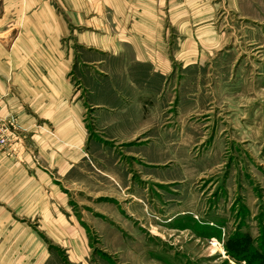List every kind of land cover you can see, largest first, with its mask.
Here are the masks:
<instances>
[{
	"label": "crops",
	"instance_id": "crops-1",
	"mask_svg": "<svg viewBox=\"0 0 264 264\" xmlns=\"http://www.w3.org/2000/svg\"><path fill=\"white\" fill-rule=\"evenodd\" d=\"M25 1L14 6L12 27L0 33L5 36L17 30L12 41L0 45V118L12 123L15 136H21L19 129L30 133L23 164L0 156L4 177L0 180V204H4L0 206V264H63L55 247L68 254V264H85L88 231L103 238L105 229L116 230L104 223V215L118 221L112 212L114 202L108 199L103 204L101 196L100 214L88 218L84 210L73 213L66 197L56 194L61 188L58 184L69 189L98 184L102 189L109 188L107 183L114 179L119 189L129 190L136 183L132 166L118 163V153L104 150L98 141L94 152L99 155L100 151L102 157L95 161L96 166L100 164V182L89 181L84 171L87 155L83 154L89 134L84 121L86 105L81 99L72 102L73 68L77 65L82 82L79 92L93 95L89 102L97 111V136L121 143L146 132L142 141H148L150 129L158 124L157 142L137 148L138 156L154 165H163L172 157L186 158L196 147L197 128L186 127L184 119L190 114L198 116L192 112L206 105L205 95L223 78L214 79L215 70L207 67L219 49L220 39L212 24L215 10L201 0H63L61 6L48 4V0ZM229 2L235 6L233 0ZM73 42L89 55H78ZM243 118L245 126L248 123ZM203 120L207 125L214 122L209 114ZM38 123L52 127L54 136L36 129ZM210 147L213 142L202 151ZM188 164L200 170L197 160ZM171 177L164 181L175 182L176 176ZM145 186L150 189L149 184ZM22 210L29 211L27 219L37 218L53 249L40 245V238L31 237L28 245L21 238L9 239L27 233L29 238L33 233L14 219ZM246 233L255 240L259 237L256 224Z\"/></svg>",
	"mask_w": 264,
	"mask_h": 264
},
{
	"label": "rangeland",
	"instance_id": "rangeland-1",
	"mask_svg": "<svg viewBox=\"0 0 264 264\" xmlns=\"http://www.w3.org/2000/svg\"><path fill=\"white\" fill-rule=\"evenodd\" d=\"M21 1L26 3L25 0H0V33L12 27V10ZM201 1L213 6L215 13L211 23L220 39L219 49L213 55L215 59L209 60L207 67L215 70L214 79L223 77L221 82L228 84L229 88L226 89L222 83L215 85L212 92L205 95L206 105L192 112L198 116L193 117L190 112L184 119L186 127L197 128L196 147L188 157H172L163 165H154L138 156L137 148L157 142L154 131L158 124H153L150 129L151 139L148 141H142L146 132L144 136L140 135L141 138L121 143L111 142L106 136H97V111L89 102L93 95L90 91L79 92L82 82L77 65L71 72L75 73L70 78L74 88L72 102L81 99L86 105L84 121L89 134L83 154L87 155L88 167L84 171L92 179L89 181L100 182L97 173L100 172V164L96 166L95 161L102 157L100 151L99 155L94 152V144L98 141L104 150L107 148L108 152L118 153V163L132 166L136 183L135 188L129 190L119 189L114 179L109 182L105 177L109 188L104 186L100 189L98 184L96 187L89 184L86 189H69L58 184L61 188L56 190V194L66 197V205L74 207L71 209L73 213L84 210V216L88 218L100 214L102 198L103 204L109 200L114 202L112 212L118 221L115 223L104 215V223L116 230L108 232L110 229H105L103 238L88 231L85 264H247L236 257L240 250L239 242L228 243L239 235H248L246 230L253 224L257 226L259 237L252 239L256 242L264 239V0H233L235 6L230 0ZM49 2L53 6H61L63 0ZM15 33L17 30L0 36V45L10 39L12 41ZM72 47L78 55H89L88 50L75 42ZM209 79L212 80V75ZM207 114L214 119L212 125L203 120ZM244 116L248 123L245 126ZM35 127L54 136L50 126L46 128L38 123ZM19 131L22 133L16 136L18 142L15 147L0 149V156L21 165L24 154L29 151L30 133L28 130ZM212 142L214 147H210V151H202L204 145L209 147ZM202 153H213L214 156H202ZM34 155L31 159L37 165L38 158ZM196 160L200 170L188 167L189 161L193 163ZM183 167L185 170L182 172ZM171 176H176L175 182H167L173 179ZM3 179L0 175V180ZM144 184H149L150 189ZM7 196L10 197L9 194ZM187 210H192V214L179 216ZM40 212L38 209L37 214ZM16 217L14 219L24 230L28 228L33 233L29 238L27 233V239L22 235L9 239L21 238L28 245L31 237L40 238L42 243L39 244L48 245V250L55 247L44 237L37 218L27 219L29 211L22 210ZM54 249L63 264H68V254L56 247ZM228 249L236 250L229 252Z\"/></svg>",
	"mask_w": 264,
	"mask_h": 264
},
{
	"label": "trees",
	"instance_id": "trees-1",
	"mask_svg": "<svg viewBox=\"0 0 264 264\" xmlns=\"http://www.w3.org/2000/svg\"><path fill=\"white\" fill-rule=\"evenodd\" d=\"M237 241L240 246V250H238V253L236 254L238 259L242 258L240 260L245 261L247 264H264V239L256 242L249 235H239L228 244L231 245ZM235 250H229V252ZM241 250L245 253H242Z\"/></svg>",
	"mask_w": 264,
	"mask_h": 264
},
{
	"label": "built area",
	"instance_id": "built-area-1",
	"mask_svg": "<svg viewBox=\"0 0 264 264\" xmlns=\"http://www.w3.org/2000/svg\"><path fill=\"white\" fill-rule=\"evenodd\" d=\"M12 128L13 125L11 122L0 118V149L15 147V143L13 142L17 137Z\"/></svg>",
	"mask_w": 264,
	"mask_h": 264
}]
</instances>
